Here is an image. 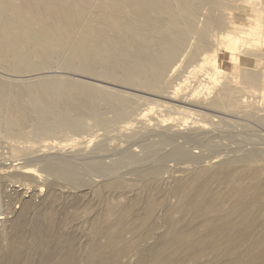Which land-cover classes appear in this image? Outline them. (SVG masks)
<instances>
[{"label":"bare ground","instance_id":"bare-ground-1","mask_svg":"<svg viewBox=\"0 0 264 264\" xmlns=\"http://www.w3.org/2000/svg\"><path fill=\"white\" fill-rule=\"evenodd\" d=\"M204 2L206 0H0V69L24 74L33 69L48 68L55 60H61L68 70L133 88L155 90L171 79L172 72L178 67L179 56L194 31ZM201 34L206 41L207 31ZM207 47L208 42L195 47L192 56ZM246 64L244 66L248 67ZM208 76L214 78L210 73ZM244 77L256 82L258 73H248ZM118 93L54 76L23 83L0 77V126L11 133L10 120L25 97L26 102L21 107L24 118L33 123L39 136L64 130L81 131L86 118L110 128L136 115L135 103ZM229 93L225 95L227 99L231 97ZM211 104L214 107L222 105L219 98H214ZM106 110L113 112L114 117L103 119ZM142 114L135 116L137 121L144 119ZM173 133L184 139L188 137L176 130ZM169 135L161 137V145L173 142L175 137ZM148 149L150 154L154 153L153 148L149 146ZM127 155L126 158L130 157ZM252 155L242 157L239 166L225 168L223 172L213 171L215 176L210 177L212 172L205 177L207 169L202 165L189 177L176 181L172 191L176 200L166 210L167 230L163 233H156L159 227L156 211L163 202L156 198V193L162 189V184L154 178L149 180V175L157 177L163 171L160 165L165 162L162 163V159L159 168L139 171H142L139 178L144 180L140 191L149 194L147 198V195L143 196L145 201L136 198L133 206H124L110 201L111 196L118 198L125 193L121 179L92 184L82 177L75 159L40 158L39 168L72 185L78 196L91 186L104 207L101 212L88 217L87 240L80 244L78 235L69 229V225L79 222L83 213L90 214V204L67 213L63 200L52 188L29 229L27 220L31 208L29 202H25L22 214L15 221L10 251L1 256L0 264H123L131 252L137 254L134 264H184L186 260L193 264H210L211 259H202L209 253L215 259H221L231 249L240 248L242 240L248 242V248L231 262L218 264H264V222L257 221L264 209V166L250 164L256 159ZM202 156L193 155L178 144L161 158L201 165ZM25 162L18 163L22 164L18 168L25 170L16 175L28 179L41 176L37 172L39 168ZM18 164H11L9 168ZM85 165L102 177L111 168L98 159H88ZM7 172L0 168V175ZM254 204L255 209L251 208ZM142 205V212L135 216L133 209ZM109 214H112V220L105 217ZM198 219L206 223V234L192 236L186 233L185 228L196 227ZM127 233L130 234L128 238ZM151 238H154L153 243L144 244Z\"/></svg>","mask_w":264,"mask_h":264},{"label":"rangeland","instance_id":"rangeland-1","mask_svg":"<svg viewBox=\"0 0 264 264\" xmlns=\"http://www.w3.org/2000/svg\"><path fill=\"white\" fill-rule=\"evenodd\" d=\"M204 30L207 31L206 41L201 34ZM205 42H208V47L192 56L193 49L197 46L201 47ZM181 53L180 60L178 59L179 65L172 72L171 79L162 82L155 89L156 91L133 88L113 80L68 70L63 67L61 60H55L48 68L33 69L24 74L0 69V77L13 83L54 76L86 83L106 91L119 92L118 94L128 96L127 98L135 103V116L140 113H144L145 116L141 122L137 121L138 116H134L110 128L92 118H86L81 131L64 130L39 136L34 131L33 123L24 118L21 107L26 102V98L23 97L20 106L14 110L13 119L10 120L11 133L0 126V168L8 170L7 173L0 175L3 185L0 191V258L10 251L11 240L15 234V221L22 214L25 202H29L27 204L31 208L27 220L30 229L43 206L48 190L52 188L60 195L67 213L73 212L76 207L83 209L85 205H91L90 214L83 213L79 222L69 225V229L78 235L80 244H84L87 240V230L90 225L88 217L101 212L104 207L103 201L95 196L91 186L78 196L77 190L73 189L72 185L52 177L39 168L40 158L42 160L53 156L75 159L82 177L88 179V182L92 181V184L102 183L106 179H121L125 193L118 198L111 196L113 199L110 198V201L112 204L118 202L124 206H133L137 199L142 200L143 196L147 195L145 198L149 196L145 190L140 191L144 180L139 178L142 172L139 171L144 168L143 171H146L150 169L149 167L159 168V165L165 162L163 163L165 167L160 165L163 167L162 175L161 173L157 177L149 175L150 179L148 178L151 181L154 179L156 182L160 181L162 184V189L160 188L156 193L159 201L163 199L156 211L159 221L156 233L167 230L165 214L168 206L175 203L176 198L172 191L179 179L189 177L193 171L203 166L208 170H206L207 174L204 173L208 178V174L213 171L217 173L218 169L219 172H223L230 167L239 166L241 163L239 160L249 154L256 157L250 164L264 166V0H206L200 8L194 31ZM254 60H257V63ZM245 64L249 68L244 66ZM249 70L251 73H258L256 82L245 79L246 74H251ZM209 73L214 76L213 79L208 78ZM228 93L231 97L227 99L225 95ZM214 98L220 99L222 103L220 107L211 104ZM113 117L114 113L107 110L103 114V119L106 120ZM172 130L173 132L176 130V133L182 132L188 137L184 139L174 134ZM167 132L169 136L175 137V139L173 137L175 144L183 145L193 155H203L202 164H183L177 159L174 160L179 163L174 162L173 159L164 160L165 155L177 146L173 142L167 143L168 145L160 144L163 136H168ZM149 146L154 149V153L151 151V154L149 153ZM128 152H131V156L135 155L131 157ZM126 155L130 157L126 158ZM147 155L150 156L145 157ZM88 159L89 161L98 159L111 168L106 175L100 177L85 165ZM24 162L31 163L30 167L39 168L37 172L41 176L34 175L35 179H28L16 175L25 170L18 168L22 165L18 163ZM225 163L229 165L226 166ZM11 164L18 165L9 168ZM185 168L188 170L185 171ZM213 173L209 176H215ZM93 180L98 181L96 183ZM144 199L142 201H145ZM227 205L228 203L225 204ZM255 207L254 204L251 208L255 209ZM133 210L134 215L137 216L142 212L143 205ZM175 216H178V213H175ZM105 217L108 220L113 219L112 214ZM257 221L264 222V209ZM205 224L202 219H198L196 227L185 228V231L192 236H203L206 234ZM257 225L260 226V223ZM126 237H130V234L127 233ZM153 242L154 238H151L144 244ZM241 245L240 248L225 253L226 256L221 259H215L209 253L202 261L211 259L213 264L231 262L240 252L248 248L246 240H242ZM33 246L28 251V256ZM136 257L135 252L129 253L123 264H134ZM184 264H193V262L186 260Z\"/></svg>","mask_w":264,"mask_h":264}]
</instances>
